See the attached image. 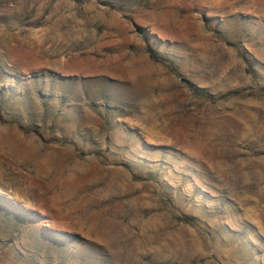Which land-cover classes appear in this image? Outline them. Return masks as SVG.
Returning <instances> with one entry per match:
<instances>
[{
	"label": "rangeland",
	"instance_id": "rangeland-1",
	"mask_svg": "<svg viewBox=\"0 0 264 264\" xmlns=\"http://www.w3.org/2000/svg\"><path fill=\"white\" fill-rule=\"evenodd\" d=\"M0 264H264V0H0Z\"/></svg>",
	"mask_w": 264,
	"mask_h": 264
}]
</instances>
